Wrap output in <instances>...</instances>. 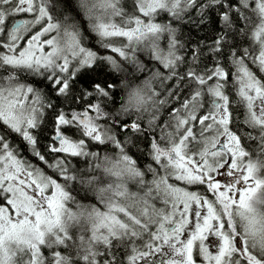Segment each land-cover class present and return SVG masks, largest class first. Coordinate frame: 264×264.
Returning <instances> with one entry per match:
<instances>
[{
	"label": "snow or ice",
	"instance_id": "6c2138e0",
	"mask_svg": "<svg viewBox=\"0 0 264 264\" xmlns=\"http://www.w3.org/2000/svg\"><path fill=\"white\" fill-rule=\"evenodd\" d=\"M0 264H264V0H0Z\"/></svg>",
	"mask_w": 264,
	"mask_h": 264
},
{
	"label": "trees",
	"instance_id": "16d2710c",
	"mask_svg": "<svg viewBox=\"0 0 264 264\" xmlns=\"http://www.w3.org/2000/svg\"><path fill=\"white\" fill-rule=\"evenodd\" d=\"M202 35V33H201ZM50 134L46 131L45 133L42 134V137H41V146L45 148L46 150V145L49 143V139L47 138ZM26 156H28L29 159H32V157L28 154V153H25ZM75 163V161H73ZM83 163H81V167H83Z\"/></svg>",
	"mask_w": 264,
	"mask_h": 264
}]
</instances>
